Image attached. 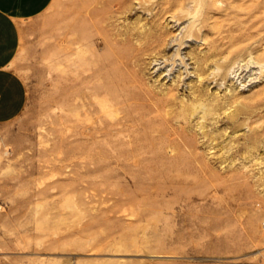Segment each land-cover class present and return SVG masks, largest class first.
<instances>
[{
    "label": "rangeland",
    "instance_id": "obj_1",
    "mask_svg": "<svg viewBox=\"0 0 264 264\" xmlns=\"http://www.w3.org/2000/svg\"><path fill=\"white\" fill-rule=\"evenodd\" d=\"M0 126V264H264V0H54Z\"/></svg>",
    "mask_w": 264,
    "mask_h": 264
},
{
    "label": "crops",
    "instance_id": "obj_2",
    "mask_svg": "<svg viewBox=\"0 0 264 264\" xmlns=\"http://www.w3.org/2000/svg\"><path fill=\"white\" fill-rule=\"evenodd\" d=\"M54 0H0V126L17 119L28 101L19 56L28 24Z\"/></svg>",
    "mask_w": 264,
    "mask_h": 264
}]
</instances>
